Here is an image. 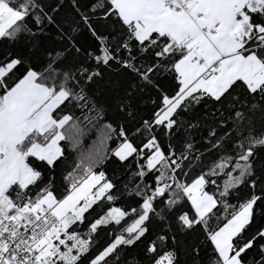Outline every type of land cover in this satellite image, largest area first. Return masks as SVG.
Instances as JSON below:
<instances>
[{"label":"snow or ice","instance_id":"obj_1","mask_svg":"<svg viewBox=\"0 0 264 264\" xmlns=\"http://www.w3.org/2000/svg\"><path fill=\"white\" fill-rule=\"evenodd\" d=\"M0 264H264V0H0Z\"/></svg>","mask_w":264,"mask_h":264},{"label":"trees","instance_id":"obj_2","mask_svg":"<svg viewBox=\"0 0 264 264\" xmlns=\"http://www.w3.org/2000/svg\"><path fill=\"white\" fill-rule=\"evenodd\" d=\"M52 44V41H48ZM125 79H130L126 77ZM124 90L121 89L123 96ZM148 93L138 95L135 104L144 99ZM71 119L61 130L64 139L61 148L64 153L65 170H76L78 167L92 168V170H106L111 174L118 166L112 161V147L115 141V126L122 120L119 112L114 111L112 106L70 105ZM137 118L148 115L147 110H139ZM94 117V118H93ZM128 122L125 121V124Z\"/></svg>","mask_w":264,"mask_h":264},{"label":"crops","instance_id":"obj_3","mask_svg":"<svg viewBox=\"0 0 264 264\" xmlns=\"http://www.w3.org/2000/svg\"><path fill=\"white\" fill-rule=\"evenodd\" d=\"M60 146H61V141H60Z\"/></svg>","mask_w":264,"mask_h":264},{"label":"bare ground","instance_id":"obj_4","mask_svg":"<svg viewBox=\"0 0 264 264\" xmlns=\"http://www.w3.org/2000/svg\"><path fill=\"white\" fill-rule=\"evenodd\" d=\"M94 167V166H93ZM93 167H91V168H93Z\"/></svg>","mask_w":264,"mask_h":264}]
</instances>
